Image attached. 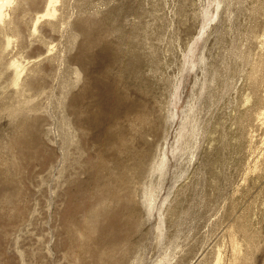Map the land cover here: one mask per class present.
<instances>
[{
    "label": "rangeland",
    "instance_id": "obj_1",
    "mask_svg": "<svg viewBox=\"0 0 264 264\" xmlns=\"http://www.w3.org/2000/svg\"><path fill=\"white\" fill-rule=\"evenodd\" d=\"M0 264H264V0H0Z\"/></svg>",
    "mask_w": 264,
    "mask_h": 264
},
{
    "label": "bare ground",
    "instance_id": "obj_2",
    "mask_svg": "<svg viewBox=\"0 0 264 264\" xmlns=\"http://www.w3.org/2000/svg\"><path fill=\"white\" fill-rule=\"evenodd\" d=\"M110 111V110H109ZM107 118V117H106ZM112 118V117H111ZM119 119V118H118ZM93 122H100V118L97 116L96 118H93Z\"/></svg>",
    "mask_w": 264,
    "mask_h": 264
}]
</instances>
